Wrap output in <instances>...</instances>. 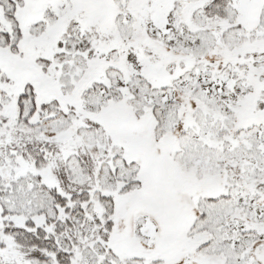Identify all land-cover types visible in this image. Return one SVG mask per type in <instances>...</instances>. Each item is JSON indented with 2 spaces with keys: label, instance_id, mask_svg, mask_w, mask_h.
Segmentation results:
<instances>
[{
  "label": "snow or ice",
  "instance_id": "1",
  "mask_svg": "<svg viewBox=\"0 0 264 264\" xmlns=\"http://www.w3.org/2000/svg\"><path fill=\"white\" fill-rule=\"evenodd\" d=\"M0 264H264V0H0Z\"/></svg>",
  "mask_w": 264,
  "mask_h": 264
}]
</instances>
